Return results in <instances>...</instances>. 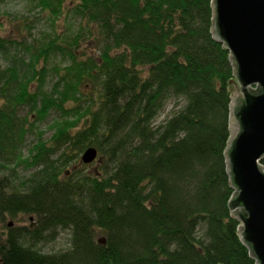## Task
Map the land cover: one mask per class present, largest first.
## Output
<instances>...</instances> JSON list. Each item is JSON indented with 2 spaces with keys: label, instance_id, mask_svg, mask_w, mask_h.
<instances>
[{
  "label": "trees",
  "instance_id": "obj_1",
  "mask_svg": "<svg viewBox=\"0 0 264 264\" xmlns=\"http://www.w3.org/2000/svg\"><path fill=\"white\" fill-rule=\"evenodd\" d=\"M66 2L38 0L80 20L76 31L40 45L0 36V219L36 221L0 233V264H257L230 208L235 75L212 32L214 0ZM94 26L99 54L81 58ZM61 53L69 64L51 63ZM170 101L183 104L157 124ZM52 110L62 115L52 137L39 133L24 156ZM89 146L100 169L79 158ZM58 228L69 247H38Z\"/></svg>",
  "mask_w": 264,
  "mask_h": 264
},
{
  "label": "water",
  "instance_id": "obj_2",
  "mask_svg": "<svg viewBox=\"0 0 264 264\" xmlns=\"http://www.w3.org/2000/svg\"><path fill=\"white\" fill-rule=\"evenodd\" d=\"M215 39L224 42L234 62L227 170L234 193L230 208L257 264H264V0H214ZM89 146L85 164L98 158ZM105 244V238H99Z\"/></svg>",
  "mask_w": 264,
  "mask_h": 264
},
{
  "label": "rangeland",
  "instance_id": "obj_3",
  "mask_svg": "<svg viewBox=\"0 0 264 264\" xmlns=\"http://www.w3.org/2000/svg\"><path fill=\"white\" fill-rule=\"evenodd\" d=\"M67 0L66 5L70 8L73 7L72 2H68ZM70 3V4H69ZM69 4V5H68ZM80 20H75L68 17H61L56 19L52 17L51 13L48 9H44L42 6L38 4V0H3L1 3L0 9V36L1 37H9L15 40H28L32 44H43L51 38V36L56 35L57 33H65L66 31L73 32L79 28ZM92 38L86 36V40L80 47H76L75 51L78 56L81 58H87L88 56L97 57L98 50L97 44L95 41L97 35V28L94 26ZM47 39L46 42H44ZM64 58L62 57V53L58 55H53L51 57V63H61L68 65L69 60L66 59L62 62ZM0 64L2 66L7 65V59L0 51ZM55 74V73H54ZM53 73L49 74L47 78V84L45 88L50 89L53 84V77H55ZM55 79V78H54ZM235 90V89H234ZM87 91H90L89 89ZM89 94L92 96H96V90L94 92L91 90ZM234 95V91L232 96ZM183 101H170L166 108L160 113L158 116L156 123H162L167 118L171 116L174 112L176 107L175 105H181ZM68 105V104H67ZM178 108V107H177ZM62 119L61 112L58 110H52L50 116L44 121L37 122L34 131L28 134L27 137V145L23 148L24 156L29 155V150L32 147L33 143L39 138V133H42L41 138L44 141L50 140L53 135L54 127L56 121H60ZM57 123V122H56ZM84 123V119L81 121L78 127H82ZM65 147H62L64 150ZM82 153L79 155L81 159ZM74 164L71 166L69 165V169H72ZM87 170L93 171L96 169L101 168V163L97 158L91 164H85ZM20 171L22 175L30 174L33 169L28 168L25 164L20 166ZM36 225V221L33 220V217L29 215H20L17 217H10V216H2L0 219V233L5 234L9 227H21V226H28ZM70 242V234L69 231L66 229L58 228L56 230V236L52 240L49 241H42L38 244L45 252H55L59 250L66 249L69 247Z\"/></svg>",
  "mask_w": 264,
  "mask_h": 264
}]
</instances>
